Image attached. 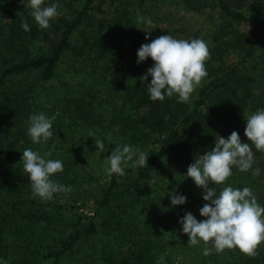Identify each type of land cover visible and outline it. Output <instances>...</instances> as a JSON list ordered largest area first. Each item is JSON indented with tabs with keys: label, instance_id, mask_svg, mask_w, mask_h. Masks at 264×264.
I'll list each match as a JSON object with an SVG mask.
<instances>
[{
	"label": "trees",
	"instance_id": "16d2710c",
	"mask_svg": "<svg viewBox=\"0 0 264 264\" xmlns=\"http://www.w3.org/2000/svg\"><path fill=\"white\" fill-rule=\"evenodd\" d=\"M55 1L57 17L40 29L28 0H0V264H157L162 255L160 264H264V243L255 258L238 249L205 257L203 242L189 246L179 222L187 212L206 219L199 209L210 202L187 168L232 131L252 147L260 175L234 166L226 185L250 187L264 207V152L244 135L245 118L264 109V0H173L210 18L208 75L188 103L175 95L153 101L145 86L151 76L141 84L154 61L137 63V51L164 35L155 19L149 33L129 0ZM186 26L175 30L197 38L200 28ZM40 113L54 118L43 145L27 134L29 117ZM90 132L110 153L129 145L149 154L148 165L113 174L92 214L65 215L59 197L87 190L79 149L94 148ZM27 148L62 161L52 179L72 191L34 198L21 161ZM100 157L89 165L98 168ZM226 185L210 184L217 194ZM173 191L187 198L183 205H171Z\"/></svg>",
	"mask_w": 264,
	"mask_h": 264
},
{
	"label": "clouds",
	"instance_id": "9594fccd",
	"mask_svg": "<svg viewBox=\"0 0 264 264\" xmlns=\"http://www.w3.org/2000/svg\"><path fill=\"white\" fill-rule=\"evenodd\" d=\"M31 9V16L40 29L50 27V21L57 15V5L44 6V0H28L26 5ZM152 25V21H147ZM22 28L30 31L27 22H22ZM147 31V30H146ZM151 32V31H147ZM148 38L147 36L145 37ZM137 63L149 57L154 64L140 77L141 84L151 76L150 84L145 85L153 101H163L165 97H177L178 102L188 103L192 94L202 87L207 77L206 62L211 59L207 43L200 38L176 39L171 35H160L150 43L142 44L137 51ZM53 119L45 114H33L29 117L27 134L33 144H46L53 136ZM244 135L247 141L257 151L264 152V109L245 118ZM94 137L96 149L101 153L107 151L105 143ZM111 144V143H110ZM51 152L40 155L39 152L27 148L22 152L21 161L23 171L29 177L32 195L41 201H50L54 194L70 193L71 186L58 184L52 177L63 172V163L60 160L48 159ZM139 149L133 150L129 145H117L106 157L104 171L107 175L113 174L123 177L126 168L147 166V158ZM254 154L248 142H242L237 131L230 136H219L215 140V147L188 166L187 177H190L196 186L203 189V200L209 201L200 209V215L206 217L198 221L187 212L181 219L182 231L186 234L188 245L196 247L201 242L205 245L202 254L207 257L215 251L219 254L227 250L238 249L242 254L255 258L259 246L264 243V207L258 202L250 187L233 188L226 185L235 166L241 172L252 171L254 176L260 175V169H252ZM211 185H226L217 194ZM187 198L183 195L171 194V205H183ZM211 247H208V245ZM164 260L160 256L157 264Z\"/></svg>",
	"mask_w": 264,
	"mask_h": 264
},
{
	"label": "rangeland",
	"instance_id": "374dc122",
	"mask_svg": "<svg viewBox=\"0 0 264 264\" xmlns=\"http://www.w3.org/2000/svg\"><path fill=\"white\" fill-rule=\"evenodd\" d=\"M52 4H56V1L44 0V6H50ZM56 5L57 7H60L58 4ZM102 6L107 7L105 5ZM175 7L178 6H176L175 1L173 0H129L128 2V9L130 10L131 14L135 16V13L137 12L139 15L137 18V25L141 27L145 32L152 31V28L156 23L158 27H163L162 31L164 35L169 34L173 38L183 39V36L185 35L179 31L176 32L175 29H178V27H180L181 25L186 24L187 26L192 27V29L200 28V34L196 37L204 40L207 43L208 38L205 31L208 29L210 18L206 16L202 18L198 15H194L196 13L190 11L189 9L184 11L182 7ZM102 9L103 8L100 9L101 12ZM149 19H155V23L153 22V20H151V26L147 23ZM91 138L94 143V137ZM92 146L94 148H89L86 146L84 147L85 150L83 148L79 149L80 154H82L85 159L83 160L84 163L81 166L85 171H89L87 179L83 182V186H85L87 190L80 191V194H75L74 198H68V201L62 197H59V201L65 203L66 209L69 210L68 212H65V215H76V217H78V215L80 214H92L95 207L94 199L97 196L99 187H104V185H106V183L112 176L107 175L104 171L106 157L110 156L111 153L108 151L100 153L96 149L95 143ZM91 156H101L99 158L101 159V161H99V165H97L98 168L90 166L92 165V160L90 158ZM90 168H92L93 171ZM90 174H92V176H90ZM77 255L80 256L81 251H79Z\"/></svg>",
	"mask_w": 264,
	"mask_h": 264
}]
</instances>
